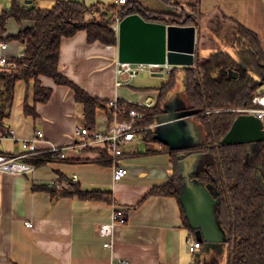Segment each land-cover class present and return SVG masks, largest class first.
Listing matches in <instances>:
<instances>
[{
    "label": "crops",
    "instance_id": "crops-1",
    "mask_svg": "<svg viewBox=\"0 0 264 264\" xmlns=\"http://www.w3.org/2000/svg\"><path fill=\"white\" fill-rule=\"evenodd\" d=\"M57 1L61 0H39L35 5L50 10ZM73 1L91 6L114 5L117 0ZM159 1L174 12H166L155 0H130L155 12L180 15L181 9V13L184 11L198 19L201 34L197 56L200 58L203 31L207 33V46L212 41L216 51L229 52L228 49L234 48L237 25L255 32L264 48V0H171L176 6ZM198 3L195 14L189 7ZM4 9L8 7L0 1V14ZM32 26L33 23L25 22L20 31ZM10 49L9 54L17 56L11 54ZM117 58V48L98 42L90 44L86 33L80 32L63 39L60 72L101 101L117 99L135 104L156 100L157 92L116 87ZM41 82L51 88L53 94L47 104L36 106L39 114L36 119L24 115L27 86L23 82L18 84L6 127L14 130L20 142L6 141L10 143L7 150L0 151L19 154L21 141L32 139L40 131L45 136V140L37 144L40 150L51 145L63 147L66 158L80 162H49L27 175L0 174V264H193L195 257L187 247V239L192 234L184 225L177 199L154 196L143 201L154 187L168 182L172 170L170 155L148 151L147 155L133 157L134 149L139 146L138 135L126 146L131 153L126 159L129 175L115 183L112 167L99 162L100 153L96 148L73 147L80 143L75 140V130L84 125L85 118L75 93L49 78H41ZM31 87L29 103L33 106ZM108 126L109 114L99 110L97 130L106 131ZM74 176L82 190L111 192L115 203L78 197L54 198L48 191L34 189L44 184L67 183ZM117 208L125 212L128 223L116 226L109 240L101 236L100 227L111 221ZM25 222H31L33 227H27ZM108 242L110 248L105 246Z\"/></svg>",
    "mask_w": 264,
    "mask_h": 264
},
{
    "label": "trees",
    "instance_id": "trees-1",
    "mask_svg": "<svg viewBox=\"0 0 264 264\" xmlns=\"http://www.w3.org/2000/svg\"><path fill=\"white\" fill-rule=\"evenodd\" d=\"M162 1L176 6L171 0ZM199 5L189 8L196 14ZM118 15L122 19L139 15L147 22L167 25H199L198 19L184 11L180 15L155 12L134 2L119 10L116 4L88 6L78 1L61 0L52 9L42 10L35 2L28 5L23 0H12L11 6L0 14V41L9 44L18 42L23 46V57L18 60L16 69L0 71V129L11 117L16 88L21 82L27 86L24 115L34 119L39 117L36 106L47 104L53 94L52 89L41 82V78L45 77L75 93L76 102L83 106L84 125L92 132L97 130V112L103 110L109 114L108 101L91 96L61 74V44L63 39L85 32L90 44L98 42L105 46H117L118 31L113 26ZM11 20L20 26L25 22H31L33 26L21 30L16 36L5 38ZM178 79L183 82L184 95L176 104L175 113L191 120L196 140L188 148L173 150L157 138L155 127L173 112L172 99ZM31 85L33 106L29 103ZM156 92L155 106L144 110L146 116L138 125L148 129L139 135L147 144L163 146L162 151L170 155L172 170L168 182L154 187L143 201L154 196L177 199L184 225L196 239L195 230L190 227L180 200L186 183L180 167L182 156H196L190 180L207 187L211 195L219 200L215 215L224 233L226 264H264V141L221 145L235 120L242 115L236 110L253 107V99L264 94V48L259 36L237 25L233 54L219 50L207 59L197 56L192 67H173L168 81ZM119 102L129 110L136 108L134 104ZM96 150L100 153L99 162L111 166L106 150ZM29 162L38 168L49 162L75 164L80 161L61 159L48 153ZM67 182L68 188L44 184L34 189L48 191L54 198L78 197L87 201L115 203L111 192L84 191L76 182ZM202 245L200 251L193 255V264H211L202 258L207 249L204 242ZM213 264H218L217 260Z\"/></svg>",
    "mask_w": 264,
    "mask_h": 264
},
{
    "label": "built area",
    "instance_id": "built-area-1",
    "mask_svg": "<svg viewBox=\"0 0 264 264\" xmlns=\"http://www.w3.org/2000/svg\"><path fill=\"white\" fill-rule=\"evenodd\" d=\"M4 1V0H0ZM12 1V0H9ZM25 2H37L39 0H23ZM130 0H117L116 6L119 10L128 5ZM123 19L118 15L116 17V23L113 28L118 31L119 24ZM117 48V46H109ZM10 45L6 41H0V71L2 70H14L17 68L18 60L23 57V54L12 56L9 54ZM173 66L168 64H131L121 63L118 58L116 60V75L119 80L116 82V87H123L128 85L131 80L138 76L141 72L147 71L152 75H162L164 73H171ZM122 78H125L122 80ZM156 104L155 99H149L145 102L135 103L136 108L127 109L126 105H120L119 100L113 99L108 102L109 112V126L106 131H90L85 125L79 126L75 130V135L80 138V143L73 147L84 148H104L108 154V160L113 169V180L115 183L121 182L129 175L127 166L123 164L125 159V147L134 142L141 131L148 128H140L139 122L146 116L144 110L152 109ZM242 115L255 116L263 122L264 125V94L258 95L253 99V107L236 110ZM45 140V136L42 132L38 131L32 139L21 141L22 152L19 154H8L0 151V174L9 175H27L33 173L36 170V166L29 162L30 160L45 155L54 154L61 159L66 158V148L51 145L45 150H40L37 144ZM2 141H14L20 142L15 135L14 130L4 126L0 129V142ZM73 182H77L78 178L74 176ZM49 186H62L68 188V182L51 183ZM128 223V218L125 212L120 209L113 211L111 221L105 223L100 227V234L102 237L112 240L116 226L125 225ZM25 225L29 228L33 227L31 222H25ZM110 248L111 243L105 244ZM202 242L198 241L194 237L187 239V247L189 253L192 255L198 253L202 248Z\"/></svg>",
    "mask_w": 264,
    "mask_h": 264
},
{
    "label": "water",
    "instance_id": "water-1",
    "mask_svg": "<svg viewBox=\"0 0 264 264\" xmlns=\"http://www.w3.org/2000/svg\"><path fill=\"white\" fill-rule=\"evenodd\" d=\"M26 4L30 5L32 2L28 1ZM200 32L198 26L159 24L147 22L139 15L128 16L119 24L118 60L121 63L131 64L192 67L197 57ZM171 139L175 140V136ZM263 141V122L255 116L240 115L229 133L222 139L221 145L231 146ZM191 145L173 150L185 149ZM196 161V156H182L180 167L186 183L180 200L190 227L195 230L196 239L204 242L209 248L222 245L225 239L215 215V206L219 204V200L211 195L207 187L190 180V173L193 172Z\"/></svg>",
    "mask_w": 264,
    "mask_h": 264
},
{
    "label": "rangeland",
    "instance_id": "rangeland-1",
    "mask_svg": "<svg viewBox=\"0 0 264 264\" xmlns=\"http://www.w3.org/2000/svg\"><path fill=\"white\" fill-rule=\"evenodd\" d=\"M162 5V9L166 12L174 10L166 7L161 1L155 0ZM36 3V2H35ZM3 4H5L8 8L11 6V3L9 0H4ZM185 8V7H184ZM156 10V9H153ZM181 14V9L179 10ZM214 16V15H213ZM206 18V17H204ZM206 20V19H205ZM206 23V22H205ZM21 26L18 25L15 21L10 22L7 25V32L4 35V37L8 36H16L18 32L20 31ZM202 44L203 48H201V58L207 59L212 53L217 52L215 49H213L216 44L211 41L210 44L207 46V33L203 31L202 33ZM10 53L14 55H20L23 52V46L20 45L18 42L14 41L10 43ZM230 53L233 54L232 49H228ZM220 73L217 74L218 77H220ZM169 79V73H164L162 75L153 76L150 72L144 71L141 72L138 76H136L132 82L125 87V89L130 91L138 90L137 88H141L142 90L139 92H156L158 88L161 87V85L165 82H167ZM184 95V85L181 79H178L177 81V87L173 93V105L171 109L176 108V104H178L179 99L183 98ZM150 98H152L150 96ZM80 123V125H82ZM155 130L157 132L158 138H160L163 142H165L166 146L177 149V148H183L187 147L192 144L193 138H194V128L191 120H189L186 117H180L177 113H172L169 117H166L163 119L162 123L158 124L155 127ZM177 135H180L177 137ZM175 136V140H172L171 137ZM139 146L134 149L133 157H137L138 155L144 156L148 154V151H153L156 153H159L163 150V146L156 143L147 144L145 142L144 138L139 135ZM75 140L80 141V138L75 135ZM10 144V143H9ZM8 142L2 141L0 142V150H7V146L9 145ZM18 150V149H17ZM131 150V149H130ZM147 152V153H146ZM163 152V151H162ZM125 159L122 161L123 164L126 166V159H128V156H130L131 153H129V148L125 147ZM168 153L163 152L162 155H167ZM204 260L209 261L211 264H213L214 260H217L218 264H226V247L222 245H215L207 248L202 256ZM203 260V261H204ZM203 263V262H202ZM200 263V264H202Z\"/></svg>",
    "mask_w": 264,
    "mask_h": 264
}]
</instances>
